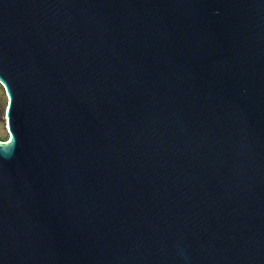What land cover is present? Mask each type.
Returning a JSON list of instances; mask_svg holds the SVG:
<instances>
[{
	"label": "water",
	"instance_id": "water-1",
	"mask_svg": "<svg viewBox=\"0 0 264 264\" xmlns=\"http://www.w3.org/2000/svg\"><path fill=\"white\" fill-rule=\"evenodd\" d=\"M0 89V264H264V0H0Z\"/></svg>",
	"mask_w": 264,
	"mask_h": 264
},
{
	"label": "rangeland",
	"instance_id": "rangeland-1",
	"mask_svg": "<svg viewBox=\"0 0 264 264\" xmlns=\"http://www.w3.org/2000/svg\"><path fill=\"white\" fill-rule=\"evenodd\" d=\"M0 96H1V104H2L3 107H5V105H6V98L3 97L1 89H0ZM0 124H1V122H0ZM3 124H6V121L5 120L3 121ZM0 140L1 141H6L7 140L5 134H3L1 132V129H0Z\"/></svg>",
	"mask_w": 264,
	"mask_h": 264
}]
</instances>
